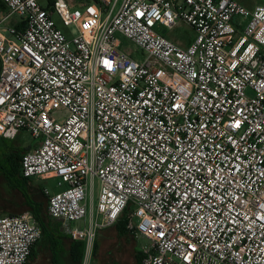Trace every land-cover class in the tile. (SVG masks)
<instances>
[{
    "label": "built area",
    "instance_id": "1",
    "mask_svg": "<svg viewBox=\"0 0 264 264\" xmlns=\"http://www.w3.org/2000/svg\"><path fill=\"white\" fill-rule=\"evenodd\" d=\"M1 2L0 136H33L22 174L60 178L47 212L73 240L89 250L125 215L138 264H264V3ZM182 21L188 45L160 31ZM42 232L30 210L0 215V264Z\"/></svg>",
    "mask_w": 264,
    "mask_h": 264
},
{
    "label": "crops",
    "instance_id": "2",
    "mask_svg": "<svg viewBox=\"0 0 264 264\" xmlns=\"http://www.w3.org/2000/svg\"><path fill=\"white\" fill-rule=\"evenodd\" d=\"M257 5L259 4L249 8ZM167 36L182 45H188L194 39L177 37L171 32ZM33 145L34 143L29 150L33 148ZM35 180L37 181L34 179V182ZM2 207L5 209L10 206L8 204ZM88 220L89 217L77 223H70L69 226L84 227ZM43 223L45 229L33 246L26 264H138L143 259V251L138 244L140 239L128 229L125 215L115 224L99 230L89 250L84 241L71 238L68 226L61 219L48 215Z\"/></svg>",
    "mask_w": 264,
    "mask_h": 264
},
{
    "label": "rangeland",
    "instance_id": "3",
    "mask_svg": "<svg viewBox=\"0 0 264 264\" xmlns=\"http://www.w3.org/2000/svg\"><path fill=\"white\" fill-rule=\"evenodd\" d=\"M241 2H243V4L247 5L248 7L254 6L256 4H262L264 3V0H239ZM1 14L4 15L7 11L5 9H1ZM18 19L17 16H12L8 21L7 24L13 23L14 21H16ZM56 19L58 20L59 25L64 29H68L71 31V34L76 35V29L74 26H66L60 19H58L56 17ZM161 32H164V34H169L170 32L177 36V37H184L186 39H193L195 37V30L188 25L185 22H179L173 29H168V28H164L161 27L160 29ZM120 38L122 40V48L125 49L126 51L131 52L135 57L137 58H141L142 55L144 54V52L142 50H139L129 39H127L126 37L120 35ZM57 117L58 118H63L64 116H66L67 112L64 109H59L57 110ZM34 138L33 136L27 132V131H20L15 137L13 138H6L3 136H0V148L1 147H5L7 145H5L7 142L11 143V144H16L18 145V147L22 148V149H27L30 148V146L33 144ZM5 145V146H3ZM7 165V162L5 160H1L0 159V171H2L3 167ZM60 178L59 177H54V178H49L46 180H40L37 179V181L35 180V183H39L41 186H44L46 188H48L50 190V192H57L59 190L62 189V187H60L58 185ZM9 184L6 182L5 178L0 175V213L2 214H6V211L10 212V210H15L16 211H24V210H28L29 208H24L25 206H21L22 204H19L18 207L17 206H13L12 204H10V207L6 210H3L2 207V198H9L11 200H13L14 196L18 195V191L13 190L12 188L10 189ZM17 199V198H16ZM8 205V203H6ZM43 217L46 218L48 216V212H47V201L45 203L44 206V210H43ZM148 243V241L146 239H140L139 241V247L142 249L144 245H146Z\"/></svg>",
    "mask_w": 264,
    "mask_h": 264
},
{
    "label": "trees",
    "instance_id": "4",
    "mask_svg": "<svg viewBox=\"0 0 264 264\" xmlns=\"http://www.w3.org/2000/svg\"><path fill=\"white\" fill-rule=\"evenodd\" d=\"M1 9L6 10V6L0 0V11ZM5 145H3L5 147L0 148V159L5 160L7 165L3 167L2 171H0V175L5 178L6 182L9 184L8 187L18 191L19 194L14 196L17 199L14 198L13 200L3 197L2 206L7 205L6 203H8L9 206L12 204L17 207L19 204H22L21 206H25L24 208H29L28 210L33 212L36 221L41 225V227H43L42 229H45L43 223L45 219L43 217V210L47 201L45 188L35 183L34 178H27L22 174V158L24 153L28 151L29 148L25 150L18 147L16 144L14 145L8 142ZM3 210H6V208ZM24 211H16L15 209L10 210V212L6 211V214L14 215ZM0 215L4 214L0 213Z\"/></svg>",
    "mask_w": 264,
    "mask_h": 264
}]
</instances>
